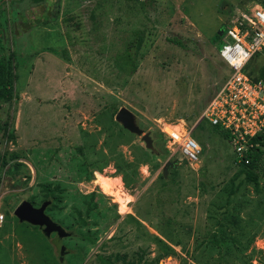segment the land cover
<instances>
[{"label": "rangeland", "instance_id": "rangeland-1", "mask_svg": "<svg viewBox=\"0 0 264 264\" xmlns=\"http://www.w3.org/2000/svg\"><path fill=\"white\" fill-rule=\"evenodd\" d=\"M255 4L264 0L0 3L15 76L0 102V264H264V156L241 169L199 120L231 73L215 36ZM138 32L131 73L123 58ZM121 108L151 148L115 120ZM164 124L192 129L197 162L169 157ZM24 201H49L45 214L70 235L20 220Z\"/></svg>", "mask_w": 264, "mask_h": 264}, {"label": "built area", "instance_id": "built-area-1", "mask_svg": "<svg viewBox=\"0 0 264 264\" xmlns=\"http://www.w3.org/2000/svg\"><path fill=\"white\" fill-rule=\"evenodd\" d=\"M220 60L230 75L206 104L199 120H206L226 138L237 165H249L253 154L264 156V8L252 5L232 14L220 34ZM184 126L164 124L161 133L170 156L180 154L186 162L199 160L201 148ZM3 215H0V222Z\"/></svg>", "mask_w": 264, "mask_h": 264}, {"label": "water", "instance_id": "water-1", "mask_svg": "<svg viewBox=\"0 0 264 264\" xmlns=\"http://www.w3.org/2000/svg\"><path fill=\"white\" fill-rule=\"evenodd\" d=\"M115 120L128 132L140 136L147 148L152 147V139L149 133L143 134V130L135 122L133 113L127 108L119 109L115 115ZM176 163V160L166 162L163 168V175L166 176L169 168H173ZM49 205L50 202L46 201L36 208L31 203L24 201L17 207L16 214L20 220L39 227L46 237L51 234H56L58 239L68 237L70 234L45 214V210Z\"/></svg>", "mask_w": 264, "mask_h": 264}, {"label": "trees", "instance_id": "trees-1", "mask_svg": "<svg viewBox=\"0 0 264 264\" xmlns=\"http://www.w3.org/2000/svg\"><path fill=\"white\" fill-rule=\"evenodd\" d=\"M43 0H32L34 3H40ZM1 2H5V0H0ZM264 8V5H263ZM48 20L43 21L46 23ZM1 24V22H0ZM1 28V26H0ZM216 41L218 42V46H220L221 42V36L220 34H216L215 36ZM143 42V34L142 32H138V36L136 38V42H131L132 46L134 47V54L132 55L130 52H127L123 58V62L130 64V71L131 73H135L136 71V66H137V57H138V52L141 49ZM135 43V44H134ZM177 45L180 44V42H176ZM130 44V45H131ZM5 47L3 44V37L2 33L0 31V102L4 101H10L13 98V85H14V72H13V66L12 62L9 56H7L4 53ZM49 52L55 54L57 53L56 50L49 49ZM259 77L262 78L264 76V65H261L260 69L258 70ZM210 125V124H209ZM211 126V125H210ZM212 127V126H211ZM216 133L218 132L217 128L212 127ZM220 134V133H219ZM262 153L258 152L253 154V157H251V161L249 165H238L240 166L241 169H245V171H250L253 172L257 167L262 159ZM248 178L251 177V174H248Z\"/></svg>", "mask_w": 264, "mask_h": 264}, {"label": "crops", "instance_id": "crops-1", "mask_svg": "<svg viewBox=\"0 0 264 264\" xmlns=\"http://www.w3.org/2000/svg\"><path fill=\"white\" fill-rule=\"evenodd\" d=\"M203 121V120H202ZM217 134H219V133H217ZM167 151V150H166ZM168 153V152H167ZM168 155H169V157L170 158H173V156H170V154L168 153ZM176 161H178L177 159H175ZM188 163V162H187Z\"/></svg>", "mask_w": 264, "mask_h": 264}]
</instances>
